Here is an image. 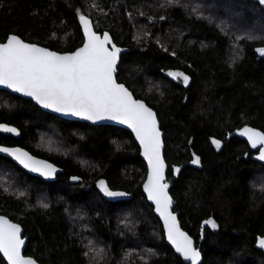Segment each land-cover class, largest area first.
<instances>
[{"label": "trees", "instance_id": "obj_1", "mask_svg": "<svg viewBox=\"0 0 264 264\" xmlns=\"http://www.w3.org/2000/svg\"><path fill=\"white\" fill-rule=\"evenodd\" d=\"M80 14L126 47L115 78L155 110L164 180L182 228L199 242L200 264H264V164L243 139L225 136L241 124L264 132V55L256 51L264 48V5L0 0V41L15 33L71 50L82 39ZM168 69L186 74L188 84ZM0 122L19 130L15 138L0 133V143L19 144L61 168L46 181L0 154V213L27 235L23 253L41 264H181L142 193L145 165L126 129L65 119L3 89ZM97 180L126 195L104 196Z\"/></svg>", "mask_w": 264, "mask_h": 264}, {"label": "snow or ice", "instance_id": "obj_2", "mask_svg": "<svg viewBox=\"0 0 264 264\" xmlns=\"http://www.w3.org/2000/svg\"><path fill=\"white\" fill-rule=\"evenodd\" d=\"M259 3L264 5V0H259ZM80 21L84 27L86 42L83 47L70 54L60 55L35 44L25 43L16 35H9L6 42H0V85L30 96L45 108L56 112L71 113L94 121L119 120L131 127L149 164L145 191L149 200L155 202L156 211L164 220L167 238L186 260L197 264L200 253L192 247L191 239L180 231L175 215L169 211L172 201L166 191L168 185L161 182L164 162L160 155L162 143L156 114L143 101L133 99L132 93L123 84L116 82L114 73L120 50L114 45L109 50L108 34L105 33L101 39L92 31L87 17L81 15ZM256 51L264 55V48H257ZM168 75L175 79L182 77L185 85L189 82V77L182 72H169ZM0 130L10 133L17 131L4 125H0ZM243 134L253 147L261 145L259 159L264 160V133L245 128ZM212 143L217 148L220 147V141L213 140ZM0 152L10 153L26 168L31 167L32 171H39L44 176H51L56 172L51 164L36 161L20 149L0 147ZM199 162V157L192 160L193 164ZM99 186L107 196L126 195L109 191L103 180L99 181ZM205 224L217 227L212 220L205 221ZM23 243L20 239V227L0 217V253L7 258L9 264H36L34 259L21 255ZM258 244L264 247V238L259 239Z\"/></svg>", "mask_w": 264, "mask_h": 264}, {"label": "water", "instance_id": "obj_3", "mask_svg": "<svg viewBox=\"0 0 264 264\" xmlns=\"http://www.w3.org/2000/svg\"><path fill=\"white\" fill-rule=\"evenodd\" d=\"M83 15L85 17H87V19L89 20L90 22V25H91V29L93 32L96 33L97 36H99L101 39H103V36L105 33L108 34L109 38H110V43L107 45V47L109 48V50H111L112 46L114 45L116 48H118L120 51L118 53V57H117V64H118V60H119V55L126 50V47L125 46H121V45H117L116 43L113 42L109 32L107 30H101V31H97L93 28V25L91 23V19L86 16L85 14H80L78 15L77 17V22H78V25H79V28H80V32H81V36H82V39H81V42L75 46L73 49L71 50H66V51H58V50H55V49H51L49 47H46L44 45H41V44H38V43H35V42H32V41H27V40H22L25 42V43H28V44H35L37 45L38 47H41V48H46L48 49L49 51L51 52H55L57 54H60V55H65V54H70V53H73L75 52L77 49L83 47L84 43L86 42V34L84 32V27H83V24L81 23L80 21V16ZM9 35H16L18 36L17 34L15 33H8L5 38L3 40H1L0 42H6L7 40V37ZM19 37V36H18ZM20 38V37H19ZM117 67V65H116ZM116 73V72H115ZM115 73H114V78H115ZM116 79V78H115ZM117 83L119 84H123L122 82L120 81H117ZM124 85V84H123ZM125 86V85H124ZM126 87V86H125ZM127 88V87H126ZM0 89H3V90H7L13 94H16L20 97H23V98H27V99H30L37 107H39L40 109H42L43 111H46L48 113H51V114H54V115H57V116H60L62 118H65V119H70V120H77V121H83V122H86V123H89V124H93V125H96V124H112V125H116V126H119V127H122L124 129H126L133 137L137 147H138V154H139V157L142 159L144 165H145V172H144V176H143V179L141 181V190H142V193L143 195L145 196V199L147 201V203H149L152 207V211L153 213L155 214V216L158 218L159 222H160V225H161V228H162V233H163V237H164V240L165 242L171 247V249L173 250L174 254L179 257L180 261H181V264H191V261L190 260H186L184 258V256L180 253H178L175 249V246L171 243V241L168 240L167 238V232H166V229H165V224H164V220L163 218L160 216L159 212L156 211V205H155V202L152 201V200H149L148 198V194L147 192L145 191V183L148 179V174H149V164H148V160L147 158L144 156L143 154V148L139 142V140L137 139L136 137V134L135 132L133 131V129L131 127H129L127 124H124V123H121L119 120H111V119H102V120H88V119H85L84 117L82 116H75V115H72L71 113H64V112H56L54 111L53 109L51 108H45L43 105L39 104L36 102V100H34L32 97L30 96H26L24 95L23 93L21 92H17L15 91L14 89H11V88H8L7 86L5 85H0ZM128 89V88H127ZM129 90V89H128ZM130 91V90H129ZM131 92V91H130ZM132 93V92H131ZM133 95V94H132ZM133 99H136V100H141L143 101L149 108H151L143 99L139 98V97H135L133 95ZM152 111L155 113V110L153 108H151ZM156 114V113H155ZM156 121H157V126L159 128V131H160V134H161V143H162V147L160 149V155L163 159V162H164V173H163V180L161 181L162 183H166L165 182V174H166V170H167V163L166 161L164 160V157H163V153H162V150H163V139H162V130L159 126V121L157 119V116H156ZM0 125H4V126H7V127H12V128H15L17 131L16 133H10V132H6V131H3V130H0V133L1 134H4V135H9V136H12V137H18L19 136V130L18 128L13 125V124H10V123H6V122H0ZM245 128H250V129H253L257 132H261V133H264L261 129L257 128V127H254L252 125H249V124H241L240 126L238 127H235L233 129H231L230 131L226 132L225 136L226 137H229L231 135L233 136H236L238 138H241L243 139L246 144L248 145L249 149L252 151L251 153V158L260 162V163H263L264 164V160H260L259 159V149L261 147L260 144H257L255 147L252 146L251 142L248 140V137L246 135L243 134V130ZM0 147H3V148H8V149H20L22 150L23 152H26L28 153V155L30 157H32L34 160L36 161H42V162H46L47 164H51L52 166H54V168L56 169V172L51 175V176H44L41 174V172L39 171H32L31 167H28L26 168L23 164L20 163L19 160H17L13 155H11L10 153H7V152H0L1 155H4L6 157H8L10 160H12L15 164H17L20 168H22L24 171H26L27 173H30L32 175H36L38 177H41L43 180H46V181H51V180H54L55 177H56V174L58 172L61 171V168L59 166H57L56 164H54L53 162L49 161L48 159L44 158V157H41V156H37L35 154H32L30 151H28L26 148H24L23 146L19 145V144H11V145H8V144H3V143H0ZM167 184V183H166ZM167 193H168V196L171 198V205L169 206V211L173 213V215H175L176 217V223L177 225L179 226L180 228V231L184 232L192 241V247L198 251L200 253V259L197 261V264H200L201 262V252H200V248H199V242H195V240L193 239V237L184 229L182 228L181 224H180V221L178 219V216H177V212L175 210H173V205L175 203V200L172 198V196L170 195L169 191H168V187L166 189ZM0 217H3L5 220H7L8 222L12 223V224H16L20 227V239H22L24 241V243L21 245V249H20V253L23 257L25 258H32L36 261V264H41L40 262H38L33 256L29 255V254H25L23 253V249H24V246H25V243H26V239H27V235L23 233V230H22V227L21 225L16 222V221H13L11 220L10 218H8L6 215L0 213ZM259 238V237H258ZM263 238V237H261ZM1 257L3 258V260L5 261L6 264H9L8 260L6 257L3 256L2 253H0ZM170 264H176L175 262H172Z\"/></svg>", "mask_w": 264, "mask_h": 264}, {"label": "rangeland", "instance_id": "obj_4", "mask_svg": "<svg viewBox=\"0 0 264 264\" xmlns=\"http://www.w3.org/2000/svg\"><path fill=\"white\" fill-rule=\"evenodd\" d=\"M258 1H259V0H258ZM169 72H181V71H180V70H177V69H168V70L165 71V73H166L167 75H168ZM182 73H183V72H182ZM183 74H184V73H183ZM184 75H186V74H184ZM168 76H169V75H168ZM186 76H187V75H186ZM170 77H172V76H170ZM172 78H173V77H172ZM174 79H175V78H174ZM175 80L180 81L181 83H184L182 77L179 78V79H175ZM99 181H101V180H97V181H96V185H97L98 189L100 190V192H101L104 196L109 197V198L117 197V196H113V197L107 196V195L105 194V192L100 188V186H99ZM109 191H111V190H109ZM113 192H119V191H113Z\"/></svg>", "mask_w": 264, "mask_h": 264}, {"label": "flooded vegetation", "instance_id": "obj_5", "mask_svg": "<svg viewBox=\"0 0 264 264\" xmlns=\"http://www.w3.org/2000/svg\"><path fill=\"white\" fill-rule=\"evenodd\" d=\"M4 144V143H3ZM11 144H14V143H9L8 145H11Z\"/></svg>", "mask_w": 264, "mask_h": 264}]
</instances>
